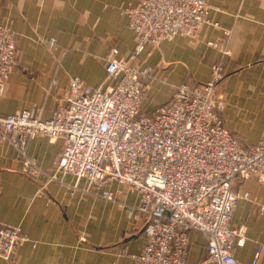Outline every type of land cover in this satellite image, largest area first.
Returning <instances> with one entry per match:
<instances>
[{
	"label": "crops",
	"instance_id": "0c3cea01",
	"mask_svg": "<svg viewBox=\"0 0 264 264\" xmlns=\"http://www.w3.org/2000/svg\"><path fill=\"white\" fill-rule=\"evenodd\" d=\"M133 0H0V27L16 35L18 62L0 92V116L35 106L51 119L71 78L91 88L105 79L102 58L111 48L126 57L133 35L121 9ZM210 25L195 39L178 37L152 50L147 63L154 80L141 109L151 113L182 83H205L213 64L225 77L218 95L224 125L242 145L264 139V0H209ZM216 24V25H214ZM54 46L49 47L48 41ZM210 44L215 45L212 47ZM226 53V54H225ZM62 141L34 137L28 156L42 172L36 179L22 172L16 152L0 141V224L21 228L27 238L0 264H134L120 254H138L144 244L141 221L127 215L137 196L110 183L114 202L86 193V182L71 176L56 181L55 163ZM239 199L231 226L242 233L233 255L239 264H264V184L238 180ZM206 244L189 235L186 264H209Z\"/></svg>",
	"mask_w": 264,
	"mask_h": 264
},
{
	"label": "built area",
	"instance_id": "2783aa9c",
	"mask_svg": "<svg viewBox=\"0 0 264 264\" xmlns=\"http://www.w3.org/2000/svg\"><path fill=\"white\" fill-rule=\"evenodd\" d=\"M209 10V0H133L121 9L133 48L126 57L115 48L107 52L101 86L71 78L49 120H42L35 106L0 116V141L13 148L29 178L42 174L27 152L40 136L62 141L49 180L85 181L86 193L108 202H114L112 182L137 196L126 210L141 221L144 244L135 255L120 251L134 264H186L191 233L205 241V262L239 264L233 251L242 233L231 221L247 194L236 192V182L255 178L264 184V139L242 145L222 120L221 62L211 66L207 82L182 83L151 113L141 109L155 79L147 63L150 52L178 37L197 38L211 24ZM17 62L16 35L0 27V92ZM25 241L21 228L0 224V259L8 260Z\"/></svg>",
	"mask_w": 264,
	"mask_h": 264
}]
</instances>
